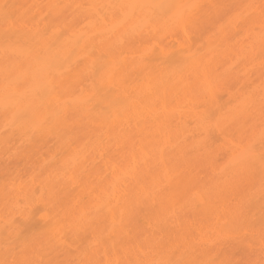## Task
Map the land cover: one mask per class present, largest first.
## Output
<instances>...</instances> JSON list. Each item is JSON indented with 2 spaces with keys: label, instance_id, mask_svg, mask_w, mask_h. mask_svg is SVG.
<instances>
[{
  "label": "bare ground",
  "instance_id": "obj_1",
  "mask_svg": "<svg viewBox=\"0 0 264 264\" xmlns=\"http://www.w3.org/2000/svg\"><path fill=\"white\" fill-rule=\"evenodd\" d=\"M0 127L41 154L0 264H234L264 208V0H0Z\"/></svg>",
  "mask_w": 264,
  "mask_h": 264
},
{
  "label": "rangeland",
  "instance_id": "obj_2",
  "mask_svg": "<svg viewBox=\"0 0 264 264\" xmlns=\"http://www.w3.org/2000/svg\"><path fill=\"white\" fill-rule=\"evenodd\" d=\"M7 129H8V127H6ZM0 129H1V127H0ZM3 130V132L6 130V129H4V128H2ZM6 133H7V135H8V133H9V135L8 136H10V135H12V134H10V131L8 132V131H5ZM4 132V133H5ZM0 134H2V132L0 133ZM4 135V134H3ZM6 135V134H5ZM4 135V136H5ZM6 135V137H7V140L9 141V143H5V142H8V141H6V140H4V139H6L5 137H3V139H2V141L4 142H2L1 140V142H0V197L2 198V197H4L5 195L7 196V199L9 200H7L6 198L4 199V198H2V199H0V216H2V217H0V223H2V222H4L5 220L4 219H6V218H8L11 222H12V220L13 221H21V219H22V223H24L23 222V218H22V216H21V214H23L22 213V210H20V209H24L23 208V205L25 204V202H24V204H23V202H22V198L20 197V196H18L16 193V191L15 190H17V188L21 185V184H23L24 182H26L25 180L27 179L28 180V177H29V175H30V173H34V171H35V168L36 167H34L35 165H36V163H32V161H31V163H30V161H28V160H34V159H40L41 158V154L39 155V156H37V155H35V153H37V151H29V149L31 150V148L29 147V149H27V147H26V145H25V143H23V144H21L20 142H22V140L20 141V139L18 138V136H15L14 134V136L15 137H17L18 139H19V141H15V139L13 138V137H11V138H13L14 140L12 141V139L11 138H9L8 139V136ZM12 135V136H13ZM2 137H0V139H1ZM15 141V142H14ZM10 143H12V144H10ZM14 143V144H13ZM20 143V144H19ZM10 144V145H9ZM17 144H19V145H17ZM3 145V146H2ZM24 145V146H23ZM7 146V147H6ZM21 148H19V147ZM23 146V147H22ZM5 147V148H4ZM8 147L10 148V149H8ZM16 147V148H15ZM14 148V149H13ZM4 151H3V150ZM20 151H19V150ZM26 149V150H25ZM6 150V151H5ZM25 150V151H24ZM15 151V152H14ZM27 151V152H26ZM24 152V153H23ZM32 152V153H31ZM14 153V154H13ZM27 153V154H26ZM30 153V154H29ZM34 153V154H33ZM11 154H12V156H11ZM17 154H18V156H17ZM22 154V155H21ZM28 154H29V156H28ZM37 154H39V153H37ZM24 156H26V157H24ZM33 156V157H32ZM3 157V158H2ZM12 157V158H11ZM15 157V159H13ZM22 157V158H21ZM36 157V158H35ZM39 157V158H38ZM27 158V159H26ZM29 158V159H28ZM19 159H20V161L21 162H19ZM13 162H12V161ZM16 160V161H15ZM15 161V162H14ZM28 161V162H27ZM10 162L12 163V164H10ZM34 162V161H33ZM27 163V164H26ZM28 163H29V165H32V166H30L29 167V165H28ZM26 164V165H25ZM19 165V166H18ZM22 165V166H21ZM28 166V167H27ZM24 167L26 168V170L28 171H26L25 169H24ZM34 169H33V168ZM18 168V169H17ZM16 169V170H15ZM11 170V171H10ZM31 171H33V172H31ZM9 172V173H8ZM4 173H8L7 175L6 174H4ZM6 175V176H5ZM13 175V176H12ZM9 176V177H8ZM24 176V178H22ZM19 177V178H18ZM20 177H21V179H20ZM23 179H24V181H23ZM11 180V181H10ZM15 182H14V181ZM21 181V182H20ZM20 182V183H19ZM23 182V183H22ZM8 185V187H7V185ZM13 184V186H11ZM6 185V186H5ZM15 185H16V187H15ZM18 186V187H17ZM22 186V185H21ZM7 187V188H6ZM14 190H13V189ZM3 189V190H2ZM12 189V194L13 193H15V195L16 196H18V197H20L21 198V201L18 199V197H16V196H14V194L13 195H11L10 193H8V191H10ZM3 192H2V191ZM5 190V191H4ZM12 196V198H10L11 196ZM16 197V198H15ZM15 200H14V199ZM17 199L19 200V201H17ZM7 200V201H6ZM5 201V202H4ZM17 201V202H16ZM19 203V205L17 204V206L18 207H16V203ZM10 203H12V204H10ZM9 204L12 206L11 208L12 209H7V210H5V212H4V209H6V208H9L10 206H9ZM13 204L15 205L14 207H16V208H14L13 207ZM23 204V205H22ZM7 205H8V207H7ZM22 205V206H21ZM6 207V208H5ZM22 207V208H21ZM14 208V209H13ZM262 211H261V210ZM9 210H10V213H9ZM11 210H13L12 212H11ZM16 211V212H15ZM20 211H21V213H20ZM261 211V212H260ZM7 212V214H8V216L6 215L5 216V213ZM14 212V213H13ZM18 212V213H17ZM24 212V211H23ZM2 213L4 214V216H5V218H3L4 216L2 215ZM13 213V214H12ZM12 214V215H11ZM9 216H10V218H9ZM13 218H12V217ZM250 218L253 220L252 221V223L251 224H253L255 227H253V226H251V227H249L248 229L247 228H245L244 229V227L242 228L243 230H248L249 232L247 233L246 231H241V232H237V233H234L231 237V240H230V244L231 245H235V247L232 249L233 250V252H232V250H230L231 252H230V255L232 256V262H234V264H243L244 262H242V260L244 261V260H248V258L250 257V254L252 253V254H254L255 255V253H259L262 249L261 248H263L261 245H260V242L258 243L260 246L259 247H255V246H258V244L257 243H255L257 240L259 241V237L258 236H260V239H261V242H262V240H264V237L262 238L261 237V234H263L264 233V208L262 207L261 208V206L260 207H258V209H256L254 212H252L251 214H250ZM249 218V219H250ZM8 219H6L7 220V222L9 221ZM251 219H250V221H251ZM255 220V221H254ZM2 221V222H1ZM9 221V222H10ZM19 222H16L17 224H22L21 222L19 223ZM257 222V223H256ZM4 223H6V222H4ZM15 223V222H14ZM7 224V223H6ZM246 225V227H248V225H249V221H247V224H245ZM255 228H259V229H255ZM241 229V230H242ZM250 230H252V233L250 232ZM253 230H254V232H256V230L258 231V233H261V234H258V236H257V234H254V238L256 239V241H255V239H253ZM262 230V231H261ZM246 234H245V233ZM241 233V234H240ZM242 233H243V236H242ZM249 233H250V237H249ZM247 235V237H245ZM263 236V235H262ZM251 238V239H253V240H251L250 239V242H248V240H249V238ZM258 239H257V238ZM242 238H244V239H242ZM246 240V241H245ZM252 241V242H251ZM254 241V242H253ZM246 242H248L247 244H246ZM245 243V244H244ZM254 243V244H253ZM13 244V243H12ZM11 244V245H12ZM244 244V245H243ZM249 244H251L252 245V247L253 248H256V249H253V248H251L252 250H256V252H254L253 253V251L252 250H249V248H246V246H248ZM18 248H14V247H16V246H14V244H13V248H10V249H14V253H15V255H17V256H19L20 254H18V252L20 253L21 251V247H19L18 246V244H15ZM253 245H255V246H253ZM12 247V246H11ZM249 247V246H248ZM251 247V246H250ZM259 248V249H258ZM241 249L243 250V252L241 251ZM245 249V250H244ZM235 250V251H234ZM237 250H238V252H240L239 254H238V252H237ZM17 251V252H16ZM250 251V252H249ZM12 252H13V250L10 252L11 254H12ZM234 252L235 253H237V254H235L236 256L234 257ZM247 254H245V253ZM14 253H13V255H14ZM17 253V254H16ZM228 253H229V250H228ZM250 253V254H249ZM249 254V255H248ZM14 255V256H15ZM238 255V256H237ZM243 257H242V256ZM245 256V257H244ZM253 256V255H252ZM236 259V258H240V261L238 260V261H236L234 258ZM241 257L243 258V259H241ZM248 257V258H247ZM236 261V262H235ZM247 262L248 261H245V263L247 264ZM233 264V263H232Z\"/></svg>",
  "mask_w": 264,
  "mask_h": 264
}]
</instances>
